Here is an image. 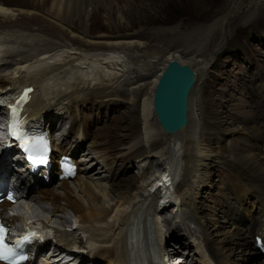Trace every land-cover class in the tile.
Segmentation results:
<instances>
[{"label":"bare ground","instance_id":"1","mask_svg":"<svg viewBox=\"0 0 264 264\" xmlns=\"http://www.w3.org/2000/svg\"><path fill=\"white\" fill-rule=\"evenodd\" d=\"M194 1L199 4L205 3L204 0ZM112 3L113 0H0V34L4 36L13 35L15 37L13 43L18 39H25L28 34H36L39 37L41 35L36 32H40L43 34L42 38H50L52 41L59 40L64 44H61L63 46L62 51L58 54L54 53L55 55H50L49 51L44 49L45 47L38 49L36 54L45 57L43 60L45 62L38 59V65L32 66L26 59L15 61L17 76L14 79L0 78V94L8 91L6 89L14 90L24 84L35 86V90L29 93L26 105L30 113L37 117L38 122L48 120L49 129L54 133H60L55 145L69 149V144H76V147L80 148L84 147L81 142L90 137L91 141L88 147L91 153L95 154V159L91 158L89 160L90 165L86 163L84 168H80L82 170L81 174L88 172L89 169L98 166V164L101 165L103 173L107 174V176H102L97 181H88V177H80V171L74 177L81 193L87 199V206H82L79 201L71 197L66 181L60 183L63 192L61 196L46 187L37 191V196L40 199L44 202H51L53 212L56 211L54 210L56 206L57 211L63 209L60 204V201H62L66 207L73 211L74 217L79 219L83 230L86 232L84 239L76 236L70 243L63 241L62 245L58 243L51 252L55 257L59 256V261H62L63 255H71L68 260L62 261L63 264H69L76 259L85 262L84 259L88 256H91L92 261H96L98 264H101L99 258H105L107 264H137L144 259L146 253L142 242L137 241L132 244L133 232L131 225L133 223L130 221V212L134 205L145 201L149 193L145 189L144 175L140 174L139 177L135 175L127 176V167L122 166L127 160L134 157L138 161L137 163L147 162L146 165L141 167V171L153 170L155 166H162V164L166 166L164 172H160L162 169L157 172L159 183H156V185L165 187L169 173L172 174L171 187L176 192L172 196L176 203L175 208L179 210L178 217H181L185 210L180 206H186L192 217L190 219L191 225L195 224L193 218H198L199 212H197L195 195H198V187L204 180L203 173L206 172L211 163L213 165L214 163L222 164L230 169L235 182L225 186L228 191L221 205L222 209L220 211L223 215L221 218L210 217V220L217 224L212 232L211 228L207 227L208 224L205 223L204 225L200 221V234L207 252L213 250L216 264H253L258 251L253 247L251 239L258 232H261L264 236V86L262 87L261 84L264 75H258L257 81L259 94H261L260 98H262L261 105L254 99L256 97L252 79L256 81L255 73L250 72L253 74L250 80L246 77L247 75H244L246 77L245 82L250 87L249 91H244L242 85L240 88L243 97L246 99L244 104H248V110L245 111L247 114L241 122L234 117H230L229 113L224 115L225 112L227 113V109L223 107L219 108L220 118H217L215 112H208V110L211 111L207 107L209 102L205 99L208 94L204 90L198 91L195 82L188 95L186 125L172 134L164 132L157 121L154 122L156 115L152 107V96L155 85L169 61L174 60L180 64H187V62L178 58L180 57L178 55L180 51H174L177 56H173L174 54L168 51L165 54L166 59L161 62L156 71H153L151 63L157 59L158 53L151 56L154 54L151 44L146 41H135V38L139 37L140 39L142 36L148 35L142 33L122 36L110 32L109 34H96L90 38V32L86 31L87 24L85 25L86 28L80 31L78 27H73L74 22L78 20L84 22V24L87 22L93 12L92 7L98 5V9L101 8L106 12L111 8ZM238 5L241 4L237 3L236 7ZM13 6H16V8ZM235 10L233 8L232 12H235ZM120 19L126 18L120 17ZM175 28H171L169 31H173ZM204 28L206 34L202 30L194 34L200 33L199 36L203 35L205 40L209 38L208 42L215 40L218 31L215 32L213 26ZM152 34L157 36V31L150 35L152 36ZM126 50H132L131 52L134 50L136 53H142L147 57L146 62L143 64L138 63V67H140V70H137L138 72L145 69L141 71L142 75L154 74L151 82L144 85V88L140 87L135 94L139 100L136 99L137 97H135L136 100L130 98L133 114L136 108L135 105L141 102L139 106L141 116L139 118L138 136L136 138L131 137L129 140L132 141L131 143H124L113 148V141L106 143L105 135L108 134L105 127L92 130V126H96V121L92 124L88 115L82 117V114L71 113L72 123L68 128L67 135H73V138L68 140L66 137L61 140L63 115L59 114L60 109L67 108L69 111L76 112L85 108L87 104H93L97 107L101 106L103 111L105 107L100 95L103 98H109L111 104L118 103L114 101L113 97L119 94H116L115 89H110V86L105 85L103 82L108 79L112 81L114 78H119L125 72L128 62L123 60L122 55L116 54L119 51ZM89 51L93 52L89 55L90 57L98 52H116V54L107 53V56L103 58L105 60L100 61L99 59L89 58L85 53ZM189 51L187 50L185 53L188 55ZM195 53L196 51H193L192 54ZM49 59H53L55 62H49ZM61 60L62 62L57 64ZM200 63L202 65L200 70L192 69L196 74V80L198 74L209 66V63L204 60L196 61V64ZM127 68L130 69V65ZM92 80L100 83V85H95L90 90L89 93L93 100L87 102L86 98L80 96L82 89L79 88V84L89 83ZM194 88H196L198 94H195ZM65 99L66 101L63 102ZM55 118H59L57 124L54 122ZM136 118L134 117V119ZM235 131L236 133H231ZM225 132L228 133L224 134ZM241 133L249 134L248 147L237 151L230 150L231 147L227 139L236 137L237 134ZM4 135L5 128L0 125V141ZM162 136L168 143L162 142ZM102 137H105V139H102ZM212 144H214V149L210 147ZM109 146L112 148H109ZM164 151L165 153H163ZM160 155H165L162 163L155 158ZM98 173L101 172L98 171L96 174L100 177L101 175ZM98 181H102L104 184H98ZM151 181L152 179L149 180V182ZM171 187L167 186L166 190L172 192ZM248 197L252 200L250 204L255 203L258 209L257 206L253 209V206L247 204L246 199ZM26 200L28 199L16 203V206L7 203L6 205H8V210L15 206L17 209L28 211L30 207ZM163 208L159 209L158 215L155 213L151 218L153 233L156 235L155 244L166 257L167 253L164 251V247L166 243H169L172 247L170 254L174 256L175 253H178L172 250L176 248L174 242L177 239L179 240L178 244L185 245V250L188 247L184 241H180V237L176 236V232L182 230L180 223H178L179 220L174 222L173 218L171 219L165 212L161 213ZM160 213L161 216L163 215L162 221L160 220ZM76 219H74L73 225L76 224ZM63 221L67 225H71V220L68 218L64 217ZM163 225L170 226L169 230L165 231ZM239 225L242 226V229L238 228ZM140 230L146 235L149 233L144 214L134 223L135 234H138ZM58 232L65 234L64 231L58 230ZM147 245L148 242H146ZM37 246V244H32L28 254L32 259H34L35 253L38 254L43 249V246H38L37 251ZM84 248L88 251L87 257L75 253V251L82 252ZM185 250L183 251L185 252L184 255H189ZM178 257V260H180L178 264H184L182 262H185V260L180 259V256ZM257 264H264V256L263 260Z\"/></svg>","mask_w":264,"mask_h":264},{"label":"rangeland","instance_id":"2","mask_svg":"<svg viewBox=\"0 0 264 264\" xmlns=\"http://www.w3.org/2000/svg\"><path fill=\"white\" fill-rule=\"evenodd\" d=\"M126 1L127 3H125ZM204 2L205 3L203 4H199L194 0H113L111 8L108 9V11L105 12L101 8L98 9V5H96L92 7L93 12L85 24L78 20L74 22L75 24L73 27H78V30L80 31L81 29L84 30L87 26L86 31L90 32V38L96 34H109L110 32L122 36H130L133 34L138 35L142 33L148 35L142 36L140 39L139 37L135 38V41H146L151 44L152 52L154 53L151 56L157 55L158 53L157 59L151 63L153 71H156L157 67H160L161 62L166 59L165 54L168 51L173 53V56H177L174 52L175 50L180 51L178 52V55L180 56L178 58L187 62L193 70H200V67H202L201 63L196 64V61H206L209 63V66L207 69H204L203 72L198 74L199 79L197 78L196 84L198 91L204 90L206 94H208L205 98L206 101L209 102L207 107L211 110H208V112H215L217 118H220L221 115H219V108L223 107L227 109V113L225 112L224 115L229 113L230 117H234L241 122L247 114L245 111L248 110V104H244L246 99L243 97L240 88L242 85L244 91H249L250 85L246 84L245 78L247 77L250 80V77L254 73L256 81L251 78L252 82H254L253 89L256 97L254 99L256 102L261 99L259 96L260 92L257 81L258 75H264V0H204ZM237 3H240L241 5L236 7ZM13 7L16 8V6ZM233 8L236 9L235 12H232ZM122 12L123 14H121ZM120 17L126 19H120ZM75 20H77V18H75ZM209 26H213L215 32L218 31V35H216L215 40L212 42H208L209 38L205 40L203 35L199 36L200 33L197 35L194 34L201 30L206 34L204 27ZM171 28H175V30L169 31ZM155 31H157V36L155 34H152L151 36L150 34ZM36 33L41 36L38 37L36 34H28L25 39H18L14 43L13 41L15 40V37L13 35L4 36L3 34H0V78L7 77L14 79L17 76L15 61H19L20 59H26L32 66L39 64L38 59L45 62L43 61L45 57L36 54V51L40 48L45 47L44 49H47L50 55H55L62 51L63 46L61 44L63 43L61 41H52L50 38L45 37L42 38V33ZM150 36L151 38H149ZM187 50H190L188 55L185 53ZM131 51H119L117 54L116 52H98L91 57L89 55L93 52H85L89 58L99 59L100 61L105 60L103 58L107 56V53L122 55L121 57H124L123 60L128 62H126L127 67L130 65V69L126 67L125 71H127V73L124 75L122 74L119 78H114L115 80L113 79L110 81L108 79L103 82L105 85H109L113 90L115 89L116 94H119L113 97L114 101L118 103L111 104L109 98H103L100 95V99L104 102L105 110L100 111L98 118H96V126H92L95 129L105 127V131L108 134L105 135L106 143L113 141V148L119 147V145L124 143H131L132 141H129L130 138H136L138 136L140 127L139 118L141 116V112L139 114V106L141 105V102L135 105L136 108L134 109L133 114L130 98L131 100H139L135 94L140 87L144 88V85L151 82L154 75H142L141 71L145 69H141V71L138 72L140 70L138 63L143 64L147 61V57L142 53H136L134 50L133 52ZM193 51H196V53L192 54ZM52 60L53 59H49L48 61L50 62ZM244 75L247 76L245 77ZM261 84L263 87L264 80ZM197 90L194 88L195 94H198ZM135 97L137 98L135 99ZM64 101L65 100H63V102ZM202 101L203 100H201V102ZM241 102L242 104L239 105ZM203 103H205V101H203ZM92 106L93 104L89 106V109H92ZM61 111L64 112L65 109L62 108ZM61 111H59V114H62ZM84 111L86 110L83 109V112ZM1 115L2 113H0V116ZM134 117L137 118L134 119ZM0 118H3V115ZM154 119V122H156V117H154ZM213 122L215 123V121ZM63 123H66L67 125L68 116ZM0 125L1 127L3 126L2 124ZM66 125L62 131H64ZM223 128H225V126H223ZM226 133L228 132H225L224 134ZM231 133H236V131ZM241 134H237L236 137L227 139V141H229L228 144L231 147H229L230 150L237 151L248 147L250 138L249 134ZM223 136L226 137L225 135ZM105 137H102V139H105ZM161 139L162 142L168 143L163 136ZM213 146L214 144L210 145L212 148ZM109 148L112 147L109 146ZM163 153H165V151ZM164 156L165 155H160L155 158L157 160L159 159L158 161L162 163L164 161ZM132 160H135L134 157L130 158V160H127L125 163L120 164L129 167L126 163H130ZM135 161L138 162L137 160ZM145 163L147 162L145 161ZM136 166L139 165L136 164ZM162 166L164 165L162 164ZM98 171L101 172L98 173L101 175L100 177L96 175ZM103 172L101 165L98 164V166L96 165L94 168L89 169L88 172H83L80 177H88V181H97V179L102 176H107V174ZM203 174L204 180L201 183L202 185L200 184L198 187V195H195L196 205L198 207L197 212L199 213L194 225H189L192 217H188L185 210L183 211V215L178 217L179 210L175 208L173 202L169 203L170 206H165L161 210V213L165 212V214L171 219L173 218L174 222L179 220L178 223H180L182 228V236L180 235L179 239H181L180 241H184L188 247V249L185 250V245L182 243L178 244L179 240L177 239L174 242L176 248L172 250L178 253H175L176 255L173 256V254H170L172 248L171 245L166 243L168 244L165 245L166 252H168V255L170 256L169 258H172V264H178L180 261L177 259L179 258L178 256H180V259L183 258V260H185V262L182 260V263L184 264H202L198 254L193 252L194 247L191 246V242H189L191 234L198 232V229H195L193 226L196 225V227L199 228V222L201 221L204 225L205 223L208 224L207 227L209 229L211 228V232L214 227H217V224H214V221L210 220V217L214 216V218H221L223 215L220 211L222 209L221 205L225 200L226 192L228 191L225 186L226 184L229 185L230 183L235 182L231 170L222 164L214 163L213 165V163H211ZM129 175L140 176L135 165H132L128 170L127 176ZM150 176H153L151 172L144 177L148 178ZM98 184L103 185L104 182L98 181ZM59 185V183H52L49 188L61 196L63 192ZM68 189L70 190V195L73 199L79 201L82 206H87V199L81 193L76 180L71 182L68 181ZM29 195H34L31 203L28 202L30 210L27 211L26 209L16 208V211L22 215L32 216L34 218H44L57 228H60V223H62V225H67V223L63 221L64 217L68 219L70 218L71 220L74 218L73 211L66 207L62 201H60V204L63 206V209L57 211L56 206L54 208L56 211L53 212V205H49L47 202L40 203L34 193ZM251 201L252 200L249 197L246 199L247 204L253 206L254 209L257 205L255 203L253 205L250 204ZM169 227L170 226L168 225H163L165 231H168ZM188 230L191 231V233ZM53 248V246L49 248L46 247L41 251V256L44 255L43 259L48 261L55 258V255L51 252ZM184 250L188 252L189 255H184ZM63 256L62 261H65L68 260L71 255L66 254V256L69 257L67 259ZM262 260L263 256L257 253L253 264H257ZM202 261L204 262V260Z\"/></svg>","mask_w":264,"mask_h":264},{"label":"water","instance_id":"3","mask_svg":"<svg viewBox=\"0 0 264 264\" xmlns=\"http://www.w3.org/2000/svg\"><path fill=\"white\" fill-rule=\"evenodd\" d=\"M196 74L187 64L169 61L162 70L152 96V107L164 132L175 133L187 123L188 95Z\"/></svg>","mask_w":264,"mask_h":264},{"label":"snow or ice","instance_id":"4","mask_svg":"<svg viewBox=\"0 0 264 264\" xmlns=\"http://www.w3.org/2000/svg\"><path fill=\"white\" fill-rule=\"evenodd\" d=\"M31 89H26L19 97L16 102V105H9L11 109V114L13 117L16 116V107H18L22 102L26 101L28 92ZM4 101L0 100V104H3ZM10 135L14 136L19 142L21 148L29 154L28 158L33 163H43L46 159V154L48 151V142L47 139L43 136H28L25 133L21 132L18 127L14 124H10ZM67 173L69 175L74 174L71 166H65ZM8 199L12 200V196L9 194ZM6 229L3 225H0V261H3L4 264H22V261L26 259L25 256L20 254L17 249H19L22 244L29 242L31 239L37 237V233L31 229L21 238V240L15 243V246L7 245L5 241Z\"/></svg>","mask_w":264,"mask_h":264}]
</instances>
